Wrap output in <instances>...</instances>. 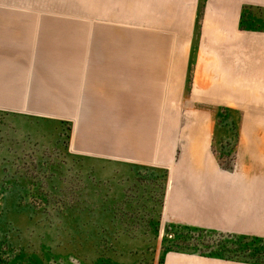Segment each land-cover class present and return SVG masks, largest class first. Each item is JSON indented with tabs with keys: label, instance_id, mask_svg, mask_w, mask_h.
<instances>
[{
	"label": "crops",
	"instance_id": "obj_1",
	"mask_svg": "<svg viewBox=\"0 0 264 264\" xmlns=\"http://www.w3.org/2000/svg\"><path fill=\"white\" fill-rule=\"evenodd\" d=\"M245 4L264 0H205L197 35L201 0H0V112L71 123L77 155L172 169L170 225L264 239V113L233 131L231 169L214 150V109L263 96L264 35L240 32Z\"/></svg>",
	"mask_w": 264,
	"mask_h": 264
},
{
	"label": "rangeland",
	"instance_id": "obj_2",
	"mask_svg": "<svg viewBox=\"0 0 264 264\" xmlns=\"http://www.w3.org/2000/svg\"><path fill=\"white\" fill-rule=\"evenodd\" d=\"M260 6L241 5L240 32L264 35ZM245 68L252 75L253 58ZM261 92L240 107L214 109L220 166H233V131L244 128V119L253 129L250 115L264 113ZM258 125L263 129L264 121ZM72 133L71 123L0 112V264H162L168 252L264 264L263 238L168 224L172 169H132L77 155Z\"/></svg>",
	"mask_w": 264,
	"mask_h": 264
},
{
	"label": "trees",
	"instance_id": "obj_3",
	"mask_svg": "<svg viewBox=\"0 0 264 264\" xmlns=\"http://www.w3.org/2000/svg\"><path fill=\"white\" fill-rule=\"evenodd\" d=\"M222 235V234H221ZM243 239H246L248 236H241ZM248 239V238H247ZM254 239H257V238H254ZM216 254V253H215ZM216 255H219V254H216Z\"/></svg>",
	"mask_w": 264,
	"mask_h": 264
}]
</instances>
